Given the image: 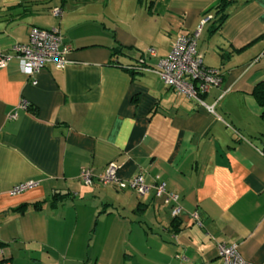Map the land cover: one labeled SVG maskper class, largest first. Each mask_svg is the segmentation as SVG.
<instances>
[{"label": "crops", "instance_id": "1", "mask_svg": "<svg viewBox=\"0 0 264 264\" xmlns=\"http://www.w3.org/2000/svg\"><path fill=\"white\" fill-rule=\"evenodd\" d=\"M216 2L0 0V52L27 43L32 27L56 28L71 46L63 69L29 76L16 58L0 68L2 259L225 264L223 243L264 264V120L252 94L264 82V0H236L217 28L206 13ZM198 29L203 63L222 73L202 96L213 112L153 70L178 35ZM109 162L121 179L141 174L177 194V226L153 189L100 184ZM28 181L35 184L10 192ZM55 192L69 196L52 205Z\"/></svg>", "mask_w": 264, "mask_h": 264}, {"label": "built area", "instance_id": "2", "mask_svg": "<svg viewBox=\"0 0 264 264\" xmlns=\"http://www.w3.org/2000/svg\"><path fill=\"white\" fill-rule=\"evenodd\" d=\"M60 13V8L52 10L54 16H59ZM198 37L199 29L191 35H178L171 44L169 54L164 58H160L153 70L166 86L172 88L178 94L195 100L199 105L213 112V105L206 104L202 96L210 88L220 85L222 73L219 69L210 68L203 63L202 54L197 50ZM70 49L71 46L63 42V37L58 29L32 27L27 43L15 44L11 53L0 52V68L5 67L12 58H16L21 72L29 76L34 75L46 65L63 69L69 62L67 54ZM147 53L155 55V50L149 48ZM18 108L29 110L26 101H21ZM16 116V112L9 115L11 118ZM117 168L118 165L115 162H109L105 173L97 176L98 182L102 185H114L118 189H131L138 195H144L153 189L154 195L161 198L163 203L172 205V216L179 215L181 211L179 197L177 194L168 191L164 182L154 185L147 184L141 174H137L130 179H121L117 176ZM80 178L86 185H91L93 182L92 173L87 168L81 170ZM34 184V181L20 183L15 185L10 192H20ZM218 253L225 264H253L241 256L237 245L218 243ZM0 264L11 263L0 257Z\"/></svg>", "mask_w": 264, "mask_h": 264}, {"label": "trees", "instance_id": "3", "mask_svg": "<svg viewBox=\"0 0 264 264\" xmlns=\"http://www.w3.org/2000/svg\"><path fill=\"white\" fill-rule=\"evenodd\" d=\"M143 1V0H140ZM236 0H217V2L211 6L206 13L208 12H213L214 17H215V22H217V27H220L221 24L227 19V17L229 16V14L227 13V8L229 7V5H231L233 2H235ZM259 37H264V32L259 36ZM140 71V70H138ZM133 72H137L135 71V69H133ZM252 94L256 100V102L258 103L259 106H261L263 108V112H262V119L264 120V82L260 81L258 82L253 90H252ZM205 94H203L204 96ZM69 196V193H57L55 192L52 196H51V204L52 205H56L59 201H62L63 199L67 198ZM35 205L36 208H40L38 207L39 205L36 203ZM176 217H173V221H172V225L174 227H176Z\"/></svg>", "mask_w": 264, "mask_h": 264}, {"label": "rangeland", "instance_id": "4", "mask_svg": "<svg viewBox=\"0 0 264 264\" xmlns=\"http://www.w3.org/2000/svg\"><path fill=\"white\" fill-rule=\"evenodd\" d=\"M147 1V0H146Z\"/></svg>", "mask_w": 264, "mask_h": 264}]
</instances>
